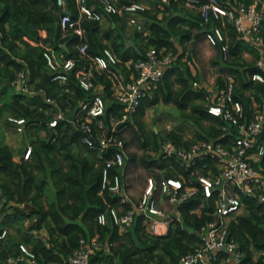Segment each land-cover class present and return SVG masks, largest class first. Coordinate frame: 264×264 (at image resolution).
Instances as JSON below:
<instances>
[{"label": "trees", "instance_id": "trees-1", "mask_svg": "<svg viewBox=\"0 0 264 264\" xmlns=\"http://www.w3.org/2000/svg\"><path fill=\"white\" fill-rule=\"evenodd\" d=\"M183 1L167 0V4L159 2L154 14L168 12L174 5L189 9ZM231 1L220 0L225 6ZM64 2L69 15L77 17L78 6L76 7L75 0ZM129 2L130 0L113 1L115 6L121 8ZM192 10H195V24L192 25L195 27L197 65L196 47L210 25L203 22L194 5ZM63 13L65 12L58 0H0V119H25L29 128L28 147H31V155L27 161L14 162L13 152L5 142L4 133L0 128V198L28 208L26 214L16 208L12 209L14 218L22 221L25 218L37 219V223L29 232L41 228L47 231V242L26 234V237L31 238L28 241V244H32L29 251L34 255L36 264H65L80 248L81 241L89 243L92 239H97L104 246L91 254L88 264H179L181 258L192 253L198 246L196 233L210 219L211 202H204V208L199 214L195 211L203 202L200 195L181 204L177 208L180 220L171 222L164 236L147 233L140 216L135 217L134 222L121 236L118 228L112 223L101 226L96 221L97 215L105 212L107 208L119 207L118 197L100 193L104 162L112 156L116 148L106 150L100 155L101 160H90L89 156L83 160L74 154V146L78 145L77 142L81 141L83 136L81 138L76 134L71 138L72 125L69 121L59 122L51 133L48 132V123L54 113L62 111L67 117V114L72 113L81 103L91 102L98 94L94 91L96 86L102 88L101 96L110 100L104 117L106 123L110 114L118 113V107L111 98L112 82L108 74L92 72L89 81L93 89L90 91L86 92L79 86L80 72L87 73L91 66L90 59L106 49L97 38L98 22L83 25L89 42L87 58L77 61L66 84L52 82L43 52L48 50L53 55V46L58 49L60 45L66 44L63 61L77 60L78 56L75 48L80 42L78 37L72 35L66 39L61 38V30L55 16ZM141 15L153 21L147 28V37L137 33L134 39L138 42L132 47H128L122 37L115 39L111 46L107 47L119 60L112 70L115 73L120 71L126 80L130 74L125 66L127 62L143 60L145 53L151 49H165L170 52L174 47L170 38L176 33L183 35L181 43L190 37V32L180 28L181 17L158 21L150 12L144 11ZM164 23L168 24L169 29L163 26ZM213 26L220 28L225 36L223 45L227 46V59H222L221 47H212L216 56L208 62L209 68L206 72L213 71L216 75L214 86L217 89L223 85L222 75L232 76L235 83L234 99L239 101L244 112L250 115L253 113L250 109L251 102L260 104L263 101L264 84L246 80V72L253 74L258 72V69L255 66L256 61L248 64L243 60V53L247 50L254 60L257 55L241 40L230 24L214 21ZM43 32L46 37L41 36ZM260 32L264 34V22ZM181 58L182 56L175 59L177 62L174 60L175 65ZM54 61L63 62H59L56 57ZM174 62L164 72L157 88L142 101L137 113L126 124L134 130V137L139 140L141 150L149 154L139 159L131 157V160H138L149 172L153 169L164 170L165 176L169 178H176L178 173L184 171L174 161L167 164L158 159L162 143L171 142L177 147L188 148L197 141H216L226 146L230 139L223 136V122L206 113L207 90L202 86L198 89L190 88L189 82H198L199 77L191 78L187 69L185 72L179 71ZM202 71L204 72L203 68ZM19 73L25 74L28 93L17 92L12 85ZM175 86L178 88L175 89ZM47 100L52 103L47 104ZM159 103L171 104L180 109L183 119L195 130L192 139H186L184 133L175 131H170L164 137L158 132H146L143 123L146 111ZM34 125L37 126L32 127ZM41 133L45 135L41 136ZM87 152L96 153L90 149ZM111 173H116V169ZM49 193L51 197L47 199ZM43 202L46 203L47 210ZM244 202L243 213L231 221L228 227L229 236L239 244L242 253L238 264H264V255H260L256 261L253 260L255 252H264V204L246 199ZM11 221L14 223L15 219ZM3 230L5 229L0 227V231ZM19 245L27 247L25 242H17L7 231L5 239L0 241V264H13L8 261L19 257ZM223 257L224 255L218 256L213 264L221 262Z\"/></svg>", "mask_w": 264, "mask_h": 264}, {"label": "built area", "instance_id": "built-area-1", "mask_svg": "<svg viewBox=\"0 0 264 264\" xmlns=\"http://www.w3.org/2000/svg\"><path fill=\"white\" fill-rule=\"evenodd\" d=\"M98 7H90L86 0H77L78 16L63 13L58 18L61 38L76 36L77 60L69 59L55 63L51 51L45 50L43 58L52 75V82L64 85L69 74L75 69L77 61L87 58L89 42L83 25L89 22H100L105 15L125 16L127 23L142 30L138 23V14L144 7L137 1L118 8L113 0H93ZM167 3V0H155ZM187 5L195 6L203 22L210 25L204 36L210 47H221L222 59H227V46L223 45L225 36L222 30L213 26L214 21L226 22L233 26L237 35L258 54L256 61L258 72H246V80L264 84V34L261 25L264 22V0H232L225 6L220 0H184ZM58 2L61 3L60 0ZM118 58L104 49L100 55L90 59V69L81 73L79 86L90 91L89 81L92 72L108 74L112 82L111 98L117 105L118 113L110 114L106 123L105 100L94 96L91 102L81 103L73 117V126L81 131L82 143L90 150L103 154L110 148H116L112 156L104 162L101 172L100 193H108L119 198L118 208H107L99 213L96 221L105 226L112 223L120 233H124L134 222L136 216L143 218L147 233L162 236L163 228L168 230L171 222L180 220L177 208L195 196L202 197V203L196 209L201 213L204 202H211L210 219L196 233L198 246L192 253L181 258L179 264H213L218 256L224 255V264H238L242 258L239 244L229 236L228 227L245 208L244 200L264 204V94L260 104L251 102L250 115L244 112L239 101L234 99L235 83L231 77H222L223 85L215 86L206 97V113L223 122L221 131L228 136V144L223 146L216 141H197L188 148H181L171 142L160 145L158 159L165 163H178L184 173L176 178L165 176L164 170L153 169L144 178V186L134 195V201L127 192L125 132L126 124L135 115L144 99L157 88L164 72L173 64V58L164 50L151 49L145 53L144 59L127 62L125 66L130 72L128 80L115 73ZM24 75L19 73L14 81V88L20 93H28L29 88L22 82ZM23 83V84H22ZM201 85L193 83V88ZM48 104L52 101L47 100ZM63 112L54 114L48 123L53 130L58 123L66 120ZM17 133H23L27 126L25 119L8 117ZM95 128V129H94ZM31 147H27L23 156L28 160ZM116 169V173L111 171ZM7 236V231H0V241ZM104 245L97 239L89 243L80 242V248L70 256L65 264H88L91 254ZM20 255L9 259L14 263L19 259L35 261L34 255L24 245H19Z\"/></svg>", "mask_w": 264, "mask_h": 264}, {"label": "crops", "instance_id": "crops-1", "mask_svg": "<svg viewBox=\"0 0 264 264\" xmlns=\"http://www.w3.org/2000/svg\"><path fill=\"white\" fill-rule=\"evenodd\" d=\"M60 1H61V3L58 2L60 7L63 8V10L66 14H69L68 10L66 8L65 2H64L65 0H60ZM130 1H137V2L141 3L144 7V11L150 12L153 15H155L158 21L164 20V19L168 20L171 17L173 20V19L177 18L175 16L181 17L182 20L180 23V26H181L180 28L183 31L190 32L189 39L187 41H185L184 43H181V41L183 39V35L176 33V35H174L173 37L170 38V41L174 45V47H172L173 50H171L170 52L166 51L165 49H161V50H164L166 53L170 54L173 58V62L175 59L177 60L178 57L182 56L181 60H179V62L176 63V65L174 62V66L177 67L179 69V71H183V72H185V70L187 69L190 73V77L193 79H198L197 77H199L198 83H200L202 88H205V90H207V92H209L211 89H215L213 87H214V81H215L216 75H214L213 71L208 72V73L206 71L208 70L207 68H209L208 62H210L216 56V54H215V50L212 49L211 47H209V45H207V43L204 40V36L201 37V39H200V41L196 47V55L198 57H200V63L195 65V27H193V25H192V23L195 24V10L194 11L192 10L193 6L187 5L183 1L185 6L189 9L182 7V5H179V6L174 5L170 8V10H168V12H165V13L159 12L158 14H154L155 10L157 9V4H159L158 1H155V0H130ZM86 2L90 7H93V8L98 7L97 3L93 0H86ZM167 3H165V4H167ZM75 5L77 7V0H75ZM118 8H121V7H118ZM159 11H163V10H159ZM143 12H141V13H143ZM141 13L138 14V20H137L138 23H140L139 25L142 26V30H140V31L137 30L136 26L129 25L127 23L125 16L121 17L118 15H105L102 18V20L100 22H98L99 30L97 33V38L99 39L101 45L103 47H106V48L110 47L112 41H114L115 39L119 40V38L122 37L123 42H125V44L128 47H132L134 44H136L138 42V40L134 39V35H136L138 33L143 37H147L149 35L147 28L152 24L153 21L142 16ZM112 16H116V18H112ZM167 25H168L167 23L163 24V26L166 29H169V27ZM41 36L46 37V34L43 32V33H41ZM247 46L250 49H252L249 45H247ZM66 48H67L66 44L60 45L58 47V49H55L53 46V48H52L53 55H54V57L57 58V60L59 62L63 61V58H64L63 52L66 51ZM75 48L77 49V47H75ZM255 53L257 55V59L254 60V57L247 50H245V52L243 53V60L248 64L252 63L253 61H257L259 59V57H258V54L256 51H255ZM188 58H190V60H188ZM129 62H134V61H129ZM202 68L204 69V72L202 71ZM118 73H119V75H122L120 71H118ZM22 74L24 75L22 82L24 84H26L27 82H26L25 74L24 73H22ZM221 77L224 78V77H226V75H222ZM227 77H231L234 80V78L232 76H227ZM192 81H194V82H192ZM189 83L191 84L190 88L195 89V88H193V83H195V80H191ZM12 85H13V87H15L14 84H12ZM177 88H178V86H175V89H177ZM14 89L16 90V88H14ZM101 89L102 88L100 86H96L94 88V91H95V93H98L97 95L101 96V94H100ZM17 92H19V91H17ZM101 97L103 98V96H101ZM104 100H105L106 107H107V104L109 103L110 100L109 99H104ZM58 112H62V111H58ZM54 114H56V113H54ZM69 115L67 114V117H69ZM74 116H75V114L72 117H74ZM67 117H66V120H67ZM130 120H132V119H130ZM72 122H73V120H72ZM71 125H72V133H73V128H74L76 130V133L74 135L78 134L82 138L83 135H82L81 131H79L77 128H75L73 126V123H71ZM36 126L37 125H34L32 127H36ZM0 128H1L2 132L4 133L5 142L7 143V145L11 148V150L13 152V161L14 162L27 161V160L23 159V156H24L25 150L29 144V140H28L29 128L26 126L23 129V133H21V134L17 133L15 127L12 124H9L7 122V118H5V117H2L0 119ZM127 129H128V127L126 128V131H127ZM50 130L51 129L48 128V131H50ZM43 135H45V134L41 133V136H43ZM184 135H185L186 139H190L189 135H187L186 133H184ZM127 142L128 141L125 142V155H126V160H127L126 165L129 161H132L131 157H134L133 155H131L129 153V151H127ZM77 143H78V145L76 144L74 146V154L76 157H79V158L85 160V158L87 156H89L90 160L92 158L96 159L97 161H98V159L101 160L100 159V155H102L101 153H99L98 151H95V150H91V151H95L96 153L95 154L94 153L88 154L87 150H89V149L84 146V144L82 143V140L81 141L79 140ZM126 175H127V169H126ZM129 196H131V198H130L131 201L135 200V198L130 193H129ZM50 197H51V193L48 194L47 199H50ZM43 199H45V198H43ZM43 205L45 206V209L47 210L48 208H47V205L45 202H43ZM9 207L11 210L8 209ZM12 208H16V209L22 211L24 214L28 213V208L26 206L15 205L11 202H8L7 200H5V201L1 200V198H0V227L7 230L8 233L10 234V236L12 238H14L15 240H17V242H22V243L25 242L27 244V248L29 250L32 248V244L31 243L28 244V241H30L31 238L26 237V234H27V236H33L35 239L41 240L43 242H45V241L47 242L48 234L44 228H41L39 230H33L32 232H29V230L32 229L31 227L37 223V219L35 217L33 219L25 218V219H23V221H22V219L14 218L15 213L13 212ZM242 213H243V211H242ZM12 219H15L14 223H12V221H11ZM163 231L164 232H163L162 236H164L167 233V230L165 228H163ZM119 234L121 236L123 235V233H120V232H119ZM159 237H161V236H159ZM260 255H264V252H262V253L255 252L254 256H253V260L256 261ZM13 264H36V263H32L28 259H26V260L20 259L19 261H17L16 263H13ZM46 264H56V263L48 262ZM218 264H224V263L219 262Z\"/></svg>", "mask_w": 264, "mask_h": 264}, {"label": "rangeland", "instance_id": "rangeland-1", "mask_svg": "<svg viewBox=\"0 0 264 264\" xmlns=\"http://www.w3.org/2000/svg\"><path fill=\"white\" fill-rule=\"evenodd\" d=\"M210 47V46H209ZM212 48V47H211ZM197 56V55H196ZM198 64L200 57H196ZM183 115L178 107H173L171 104L165 105L159 103L157 106L146 111L143 119L145 130L147 133L152 131L158 132L160 136H166L170 131H175L179 134L186 133L192 139L193 126L183 119ZM134 130L128 128L125 132V141L127 142V151L136 159L143 158L144 153L140 148L139 140L134 137ZM127 169V192L132 196L137 195L144 186V178L149 174V171L141 166L138 160L129 161L126 165Z\"/></svg>", "mask_w": 264, "mask_h": 264}, {"label": "water", "instance_id": "water-1", "mask_svg": "<svg viewBox=\"0 0 264 264\" xmlns=\"http://www.w3.org/2000/svg\"><path fill=\"white\" fill-rule=\"evenodd\" d=\"M58 18H59L58 16H55V20H56V21H58ZM0 81H1V80H0ZM2 82H3V81H2ZM3 83H4V82H3ZM6 83H8V82H6ZM76 110H77V109H75V110L69 115V117H67V121H69L70 123H72V120H73V119H72V118H73L72 116L75 114ZM48 132L51 133V130L48 131ZM75 133H76V130L73 128L72 136H73ZM72 136H71V137H72Z\"/></svg>", "mask_w": 264, "mask_h": 264}]
</instances>
